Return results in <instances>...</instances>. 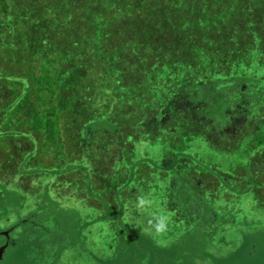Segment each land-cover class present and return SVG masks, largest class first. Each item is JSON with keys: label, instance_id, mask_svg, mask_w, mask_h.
I'll list each match as a JSON object with an SVG mask.
<instances>
[{"label": "rangeland", "instance_id": "obj_1", "mask_svg": "<svg viewBox=\"0 0 264 264\" xmlns=\"http://www.w3.org/2000/svg\"><path fill=\"white\" fill-rule=\"evenodd\" d=\"M0 81V264H264V0H0Z\"/></svg>", "mask_w": 264, "mask_h": 264}, {"label": "trees", "instance_id": "obj_2", "mask_svg": "<svg viewBox=\"0 0 264 264\" xmlns=\"http://www.w3.org/2000/svg\"><path fill=\"white\" fill-rule=\"evenodd\" d=\"M46 61L44 62V64H42V67H43L44 70L54 68V67H52V64H53L52 62H49V61L46 62ZM57 75H59V74H57ZM51 79L54 82H57L58 81V77L57 76H54V77L51 76ZM0 83H2V85L4 87L6 86L5 81H0ZM5 88H7V89L10 88V92H7L6 91V93L9 94V97H13L14 99H16V96H15L16 94H15V91H14V86H13V92H12V86L11 87H8L7 86ZM4 94H5V91L0 86V113H1V115L3 117H4V115H6L5 114L6 108H4V110H3V109H1V106L7 103L6 100H5L7 97ZM9 103H13V101L12 100H9ZM8 105L9 104L5 105V107H9L10 106V105L9 106ZM9 109H11V108H9ZM20 119H21V121H19L17 119V124L18 123H26L27 126H30L31 125V121L30 120H28V121L27 120H24V119L22 120V117H20ZM41 119H40L41 120V125H42V127L44 129H46V127L48 126L47 125V120H45V118H41ZM12 120H15V118L12 119ZM5 123H6L5 120L0 121V127L1 126H4L3 128H0V131H1V133H0L1 134L0 135V141H7L8 142V146L12 147L13 144H14L13 141H14V139H17L18 134L12 133V130L13 129L7 128L5 126L7 124H5ZM57 126H59V125H57ZM65 128H67V127H65ZM14 129H16V128H14ZM42 132H43V129H42ZM19 135H21V134H19ZM258 140L264 141V137H261ZM50 142H51L50 138H48L47 136L44 135V133H42L41 136H40V140H39V143H40V153L41 154H44V155L46 154L47 158H49V155H51L50 153H52V152H50L51 151L50 150ZM13 148H15V147H13ZM64 152H66V151L64 150V147L62 146L61 147V155L60 154H55L53 156V158L50 159V160L53 161L52 163H54V166L56 168V173H59L60 172V173H68L69 174V173H72L74 171V169H73L74 166H73V163L71 162V160L69 159V156L67 157L68 160L67 159H62V156H63ZM64 158H66V156H64ZM64 164L66 165V167H63V166H65ZM37 210H41V209H37ZM28 221L30 222V220H28ZM31 221H33V220H31ZM21 223H22V221H21ZM36 223L39 224V221H37ZM21 225H23V224H21ZM14 227L15 226H13V228ZM38 227H36V228H38Z\"/></svg>", "mask_w": 264, "mask_h": 264}, {"label": "flooded vegetation", "instance_id": "obj_3", "mask_svg": "<svg viewBox=\"0 0 264 264\" xmlns=\"http://www.w3.org/2000/svg\"><path fill=\"white\" fill-rule=\"evenodd\" d=\"M24 223H25V221H23L21 224H24ZM39 225H40V224H37V223H36V226H35L34 223H33L32 225L30 224L29 227H28V229H26V230H25L24 227H23V229H24L23 232L25 231L28 235H31L32 231H31L30 228H34V229H35V227H38ZM19 226H20V225H18L17 227H19ZM17 227H15V228H17ZM15 228H14V229H15ZM20 229L22 230V225L20 226ZM37 230L40 231V229H37ZM7 232H8V234H7L8 236H5V235H3V234H0V235H2V236L5 237V241L3 242V244L0 243V247H1L2 245H4V244H7V245H6V247H7V246L10 244V242H11V238H10V233H11V232H10V229H9V231H7ZM21 235H22V234H21ZM21 235H20V236H21ZM7 239H8V240H7ZM19 242H20V241H19Z\"/></svg>", "mask_w": 264, "mask_h": 264}, {"label": "water", "instance_id": "obj_4", "mask_svg": "<svg viewBox=\"0 0 264 264\" xmlns=\"http://www.w3.org/2000/svg\"><path fill=\"white\" fill-rule=\"evenodd\" d=\"M0 234H3V235H5V236H8V235H7V234H8L7 231H5V232H0ZM6 245H7V244L2 245V246L0 247V251H2V250L6 247Z\"/></svg>", "mask_w": 264, "mask_h": 264}, {"label": "clouds", "instance_id": "obj_5", "mask_svg": "<svg viewBox=\"0 0 264 264\" xmlns=\"http://www.w3.org/2000/svg\"><path fill=\"white\" fill-rule=\"evenodd\" d=\"M140 203L143 204L144 201L141 200ZM162 219H165V218H162ZM156 227H157L158 230L160 229V227H161V221H158V222H157Z\"/></svg>", "mask_w": 264, "mask_h": 264}]
</instances>
